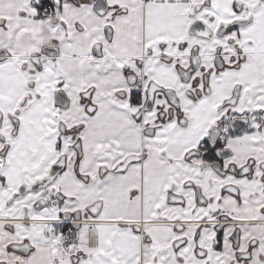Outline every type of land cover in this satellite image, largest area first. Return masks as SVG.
<instances>
[{"label": "snow or ice", "instance_id": "obj_1", "mask_svg": "<svg viewBox=\"0 0 264 264\" xmlns=\"http://www.w3.org/2000/svg\"><path fill=\"white\" fill-rule=\"evenodd\" d=\"M0 264H264V0H0Z\"/></svg>", "mask_w": 264, "mask_h": 264}]
</instances>
